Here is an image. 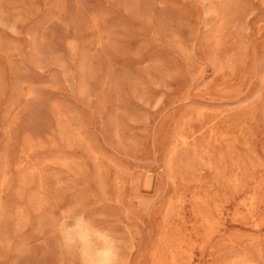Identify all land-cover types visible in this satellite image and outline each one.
Returning a JSON list of instances; mask_svg holds the SVG:
<instances>
[{
	"label": "rangeland",
	"instance_id": "rangeland-1",
	"mask_svg": "<svg viewBox=\"0 0 264 264\" xmlns=\"http://www.w3.org/2000/svg\"><path fill=\"white\" fill-rule=\"evenodd\" d=\"M73 203L123 264H264V0H0V264Z\"/></svg>",
	"mask_w": 264,
	"mask_h": 264
},
{
	"label": "clouds",
	"instance_id": "clouds-1",
	"mask_svg": "<svg viewBox=\"0 0 264 264\" xmlns=\"http://www.w3.org/2000/svg\"><path fill=\"white\" fill-rule=\"evenodd\" d=\"M98 213L89 215L78 203L53 210L38 228L40 235L55 238L61 264H123V242L110 227L95 221Z\"/></svg>",
	"mask_w": 264,
	"mask_h": 264
}]
</instances>
